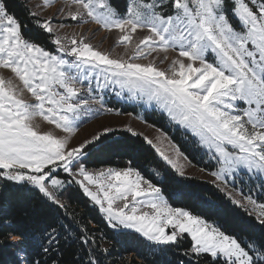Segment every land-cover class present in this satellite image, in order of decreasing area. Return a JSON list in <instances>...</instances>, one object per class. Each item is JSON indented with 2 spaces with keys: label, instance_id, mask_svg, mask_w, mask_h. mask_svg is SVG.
Wrapping results in <instances>:
<instances>
[{
  "label": "snow or ice",
  "instance_id": "snow-or-ice-1",
  "mask_svg": "<svg viewBox=\"0 0 264 264\" xmlns=\"http://www.w3.org/2000/svg\"><path fill=\"white\" fill-rule=\"evenodd\" d=\"M58 2L61 6L45 19L28 4L0 0V179L27 187L60 212L39 233L16 226L7 214L0 216V247L13 250L10 264H104L87 226L77 222L75 212L69 219L65 198L73 186L114 231L133 230L160 246H178L187 234L190 243L182 249L186 260L180 264H264V236L238 240L172 207L161 187L171 178L159 166L146 162L156 183L132 158L123 168L90 170L87 158L103 143L101 135L71 143L95 116L105 111L121 115L107 108L106 92L119 98L127 94L155 105L190 134L197 148L211 154L218 167L210 175L233 204L256 205L250 195L237 199L229 185L235 190L247 176L264 189V0H130L123 14L111 0H43V7ZM14 7L24 9L27 18L22 20ZM71 21L117 30V43L126 48L138 30L148 34L136 41L127 59L112 58L82 34L62 35ZM170 51L176 55L168 69L150 59ZM38 118L63 135L42 131L34 123ZM143 140L185 176L179 159L187 157L178 148L173 146V157L148 136ZM259 207L264 225V204ZM65 251L72 259L61 258Z\"/></svg>",
  "mask_w": 264,
  "mask_h": 264
},
{
  "label": "trees",
  "instance_id": "trees-1",
  "mask_svg": "<svg viewBox=\"0 0 264 264\" xmlns=\"http://www.w3.org/2000/svg\"><path fill=\"white\" fill-rule=\"evenodd\" d=\"M11 3L27 4L23 0H11ZM112 6L119 12L124 13L127 9L128 0H111ZM22 20L26 19V13L21 7L12 9ZM32 35L36 32L32 29ZM50 50H54L50 44H46ZM128 109L124 114H135L136 109L126 106ZM160 119L154 120L150 113H146L147 121L165 129L171 133L167 122L162 115ZM180 131H176L175 140L179 141ZM101 146L95 149L87 158L89 169H100L103 167L123 168L127 160L132 158L134 166L142 174L154 183L148 171L146 162L157 165L171 178V183L161 185L166 198L173 207L189 210L207 222L218 226L227 235L245 240L247 238H260L264 236V225H261L254 217H251L241 208L233 205L231 201L215 186L205 181L185 180L179 178L163 161L159 159L155 151L144 142L140 136H133L127 132H114L104 136ZM134 149V150H133ZM188 154V150L182 147ZM193 162H197L191 157ZM70 197V200L68 199ZM65 202L69 208V219L72 212L76 213L77 222L87 226L89 235L96 238L99 245L100 256L104 264H180L186 260L182 256V249L190 243V238L184 236L178 246H158L148 243L135 233L128 231H114L105 221L97 207H94L89 198L84 195L78 186H73ZM206 201H212L215 206L209 208ZM7 214L10 222L16 226H27L35 229L37 233L42 231L48 224L55 221L60 214L59 210L53 211L52 207L46 205L40 196L29 191L27 187L0 180V216ZM63 246V245H62ZM171 247V250H162ZM78 255L80 245L77 242ZM107 249V253L102 250ZM90 250V249H89ZM13 258V250L0 247V264H10ZM62 259H72L65 251ZM36 259H42L40 255Z\"/></svg>",
  "mask_w": 264,
  "mask_h": 264
},
{
  "label": "rangeland",
  "instance_id": "rangeland-1",
  "mask_svg": "<svg viewBox=\"0 0 264 264\" xmlns=\"http://www.w3.org/2000/svg\"><path fill=\"white\" fill-rule=\"evenodd\" d=\"M23 1H25L29 7L34 8L35 11L40 13L41 18H45V19L52 17V14L55 13L57 8L61 6V4L58 2L54 7L45 8L43 7V0H23ZM129 3L130 0H128V5ZM59 19L63 20L64 18L59 17ZM233 22L235 23V21ZM67 23L69 24V26L61 29L62 35L67 34L70 36L73 33H76L78 35L82 34L84 37L87 38L88 42L94 45V47H96L98 50L102 52L109 53L112 58L127 59L128 55L131 54L132 47H134L136 41L142 38L144 35L148 34L146 30L143 31L138 30L137 33L133 35L132 47L126 48L125 46L117 43L119 36L117 30H112L111 32H109L103 29L100 25H97L92 22H89L82 26L78 25L76 21H71ZM165 55H167L168 57L167 60H164ZM175 55L176 53L171 51L167 54L162 52L154 53L152 57H150V59L155 60V63L160 68L168 69L171 65V60L175 57ZM140 62L147 63V61H140ZM4 74L6 77L8 76L6 72ZM24 98L26 100L31 99L28 93H25ZM104 100L107 108L115 109L116 112L121 113V115H115L113 113H109L105 111L102 114L95 116L89 122L84 123L83 126L79 129L76 136L71 141L73 145L78 144L79 142L83 141L85 138H91L93 133L101 135V139L104 136L110 135L111 133L114 132H127L131 134L127 130L130 127L133 129V131H135L138 134L135 136H140L142 138L144 136H148L149 139H153V141L158 143L169 155L175 157V151H174V147H175L178 148L179 151L183 153L184 156L187 157V161H185L183 158L179 159V163L183 165L184 171L186 173L184 177L179 176L177 173H175L172 170L179 178L185 180L190 179L197 181H205L216 187L215 178L210 175V173L215 171L218 167L216 160L212 158L211 154L206 153L204 149L197 148L190 134L186 133L184 129L172 124L168 120L167 116L161 113L159 109L155 107V105L149 107L140 101L131 100L127 97V94H125L124 98H119L111 91H108L104 94ZM126 106L135 108L136 113L124 114L123 111H126L128 109ZM93 107H98V106L94 105ZM146 113H150V115H154V116H150L154 120L160 119V117L157 116L156 114L162 115L165 121L167 122V125L171 130V133L165 129L159 128L157 125H154L153 123H149L147 121ZM34 123L42 131H54V134L56 135H63V133H61L58 129L54 128V125L47 124V122L43 121L42 118H38ZM105 128L108 129L107 132H105ZM176 131H180V137H178L179 141L175 140ZM165 136L168 139H157L158 137H165ZM182 147L187 149L190 155L186 154L182 150ZM157 156L159 157L158 154ZM191 157H194L197 162H193ZM159 159L163 161L161 157H159ZM163 162L166 164L165 161ZM167 166L170 168L169 165ZM107 168H112V167H103L100 169L106 170ZM90 170H98V169H90ZM60 178H65V174L63 172L60 173ZM240 189L243 190L242 195L239 191ZM229 191L234 192L237 199H242L243 197L250 195L257 202L256 205H250L247 204V202L245 201V207H239L233 204L232 202L231 203L241 208L243 211L247 212L249 216L254 217L259 222L260 211H261L259 205L264 204V189H261L258 186V182H256V184L254 185L252 182H249L247 176H245L243 178V182L237 181L235 190H233L231 185H229ZM222 193L227 197V195L224 192ZM120 231H128L135 233L144 240H146L144 237L134 232L133 230H120ZM167 231L171 232V228H168ZM184 236H187V234H185Z\"/></svg>",
  "mask_w": 264,
  "mask_h": 264
}]
</instances>
